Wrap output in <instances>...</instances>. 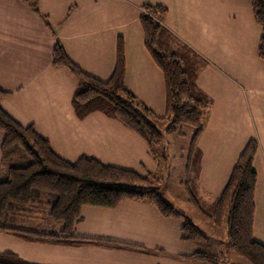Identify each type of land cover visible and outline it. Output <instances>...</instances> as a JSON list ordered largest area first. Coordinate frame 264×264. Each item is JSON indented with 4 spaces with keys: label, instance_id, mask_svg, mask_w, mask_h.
Wrapping results in <instances>:
<instances>
[{
    "label": "crops",
    "instance_id": "crops-1",
    "mask_svg": "<svg viewBox=\"0 0 264 264\" xmlns=\"http://www.w3.org/2000/svg\"><path fill=\"white\" fill-rule=\"evenodd\" d=\"M145 5L167 9L162 24L206 60L198 87L213 101L198 138L200 186L218 197L243 149L255 139L253 236L264 244V60L261 29L250 0H0L1 107L23 126L32 125L60 157H89L136 171L158 170L159 159L140 135L101 111L79 116L73 98L80 79L53 64L57 43L86 74L112 76L123 43L125 88L157 117L166 111L161 69L144 43ZM0 181L11 157L2 151ZM180 217H164L151 204L122 201L115 208L84 206L73 233L137 245L146 252L85 244L31 242L0 232V252L10 250L31 264H203L186 260L202 247L183 241Z\"/></svg>",
    "mask_w": 264,
    "mask_h": 264
},
{
    "label": "trees",
    "instance_id": "trees-1",
    "mask_svg": "<svg viewBox=\"0 0 264 264\" xmlns=\"http://www.w3.org/2000/svg\"><path fill=\"white\" fill-rule=\"evenodd\" d=\"M255 19L261 29L258 56L264 60V0H250ZM167 9L160 5H145L140 17L145 46L164 75L166 86V111L157 117L143 102L125 88V59L122 41L118 47L115 70L107 81L83 72L57 43L53 51V64L68 67L79 79L80 88L73 98L76 113L83 117L101 111L121 121L126 127L144 138L150 152L157 159L166 160L162 147L165 133L183 126L193 127L194 134L187 150L185 187L190 205L206 220L217 226L226 225L228 248L249 264H264V244L253 236L254 189L257 174L253 160L258 149L255 139H250L240 154L221 193L208 204L200 186L202 154L197 146L206 120L213 106L212 99L197 85L198 76L206 60L168 30L162 19ZM7 93L0 90V100ZM167 121L165 132L158 122ZM0 131L4 133L2 151L11 160L0 181V232H5L31 242H45L70 246L85 244L112 249L146 252L140 246L101 238H81L73 233L74 225L81 219L84 206L115 208L122 201H143L153 205L164 217L183 219L181 239L200 243L208 239L186 215L168 203L156 186L152 172L141 175L136 171L105 165L100 161L81 157L71 162L58 156L48 140L39 135L32 125L23 126L14 120L0 105ZM17 148L31 159L25 164L16 163L13 152ZM154 179V180H153ZM48 195L47 216L51 224L61 227L41 230L20 226L15 215L30 210L39 195ZM186 260L218 264L220 258L210 250L197 248ZM0 264H31L21 260L14 252H0Z\"/></svg>",
    "mask_w": 264,
    "mask_h": 264
},
{
    "label": "rangeland",
    "instance_id": "rangeland-1",
    "mask_svg": "<svg viewBox=\"0 0 264 264\" xmlns=\"http://www.w3.org/2000/svg\"><path fill=\"white\" fill-rule=\"evenodd\" d=\"M157 124L159 126L158 128L165 132L168 124L167 121L158 122ZM194 130L191 126H183L177 131L165 133L162 147L165 149V156L167 158L166 160L159 159L160 166L158 170L152 172L156 176V186L168 203L186 215L199 230L208 236V239L200 242V244L203 248L210 250L220 258L218 264H249L245 259L237 256L228 248L226 225L217 226L213 222L206 220L188 202L185 187L181 184L185 180L186 163L182 155L187 157V150L190 146ZM13 154H15V159L18 160L16 163L25 164L31 161L20 148H17V152H13ZM39 196L38 202L33 206L36 208L18 212L15 215V222L20 226H31L41 230L54 231V229L60 228V224H51L47 216L49 210L47 199L50 196H44V194ZM207 196L208 194H205L201 198L209 203L211 201ZM201 263L210 264L205 262Z\"/></svg>",
    "mask_w": 264,
    "mask_h": 264
}]
</instances>
